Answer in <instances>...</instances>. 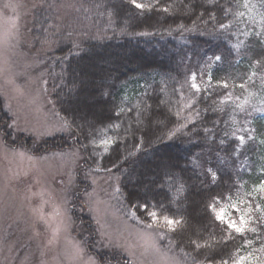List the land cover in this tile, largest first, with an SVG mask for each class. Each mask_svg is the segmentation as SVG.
<instances>
[{
    "label": "trees",
    "instance_id": "1",
    "mask_svg": "<svg viewBox=\"0 0 264 264\" xmlns=\"http://www.w3.org/2000/svg\"><path fill=\"white\" fill-rule=\"evenodd\" d=\"M35 1L31 41L50 48L47 85L67 132L15 133L0 103L5 146L78 149L82 170L116 175L140 220L178 221L167 240L194 261L264 264V0H73L67 19L63 0ZM77 200L72 233L85 252L128 264ZM237 202L251 210L243 234L209 207Z\"/></svg>",
    "mask_w": 264,
    "mask_h": 264
},
{
    "label": "rangeland",
    "instance_id": "2",
    "mask_svg": "<svg viewBox=\"0 0 264 264\" xmlns=\"http://www.w3.org/2000/svg\"><path fill=\"white\" fill-rule=\"evenodd\" d=\"M72 5L73 0H63L61 18L69 17ZM36 6L35 0H0V103L15 133L41 141L66 133L67 125L47 85L42 52L50 48L44 41L35 50L31 41ZM82 158L78 149L33 156L5 146L0 133V264H100L72 233L71 204L77 196L76 210L89 214L101 241L128 264H205L167 240L162 217L155 223L151 217L140 220L123 202L114 173L82 170ZM225 209L238 218L232 207Z\"/></svg>",
    "mask_w": 264,
    "mask_h": 264
},
{
    "label": "snow or ice",
    "instance_id": "3",
    "mask_svg": "<svg viewBox=\"0 0 264 264\" xmlns=\"http://www.w3.org/2000/svg\"><path fill=\"white\" fill-rule=\"evenodd\" d=\"M133 3L138 8L143 7L142 4L136 3V0H133ZM217 59H219V57H217ZM193 79H195V77H193ZM192 87L196 88L197 85L193 84ZM225 87H227V85H225ZM241 139H243V138H241ZM260 189L262 191H264V184L260 185ZM138 207H142L145 210L147 209V205H141ZM209 207L212 208V211L215 213L216 220L219 221L221 224L225 225L228 229H230L236 233H240V234H243L246 230H249V229H247V225L251 222V210L247 207L241 208L239 202L233 203L231 205V207L239 213L238 218H233L226 211L225 208H221V209L217 210L214 205H210ZM148 215L152 218L154 223L157 222L159 219H161L160 217H158V215L155 211L148 213ZM162 219H163L164 224L167 225L170 230H175L174 226L178 223V221H176L172 218H169L167 216L162 217ZM149 227H151V225H149ZM251 230L254 231V229H251ZM225 264H226V262H225ZM241 264H242V261H241Z\"/></svg>",
    "mask_w": 264,
    "mask_h": 264
}]
</instances>
